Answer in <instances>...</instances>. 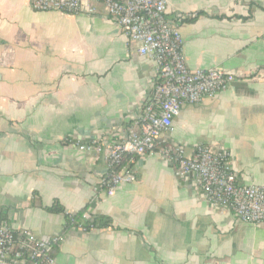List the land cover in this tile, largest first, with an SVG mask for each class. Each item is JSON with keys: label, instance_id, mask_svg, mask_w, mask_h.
<instances>
[{"label": "crops", "instance_id": "0c3cea01", "mask_svg": "<svg viewBox=\"0 0 264 264\" xmlns=\"http://www.w3.org/2000/svg\"><path fill=\"white\" fill-rule=\"evenodd\" d=\"M166 1L170 17H192L180 27L188 67L237 76L185 106L169 139L188 157L198 144L225 147L239 183L264 187V0ZM96 8L70 15L0 0L1 219L17 232L61 236L56 264H264V228L211 207L161 155L130 161L136 182L109 196L106 154L76 147L136 130L154 69ZM84 209L111 226L67 229V215Z\"/></svg>", "mask_w": 264, "mask_h": 264}, {"label": "built area", "instance_id": "2783aa9c", "mask_svg": "<svg viewBox=\"0 0 264 264\" xmlns=\"http://www.w3.org/2000/svg\"><path fill=\"white\" fill-rule=\"evenodd\" d=\"M37 12L90 15L103 5L108 17L128 38L140 57L149 58L154 69L151 83L135 116L136 130H130L108 144L104 139L76 144L79 151L106 154L109 171L102 185L113 196L119 185L134 183L136 173L130 161L147 154H159L175 175L189 180L202 191L214 209H226L236 219L264 228V187L239 183L232 153L223 146L198 144L191 156L168 135L175 119L188 105L215 98L237 80L221 68L188 67L180 27L190 15L169 16L166 0H30ZM84 214V220H90ZM79 228L84 229L82 226ZM85 230V229H84ZM62 237H36L30 231L17 232L0 217V264H56L55 249Z\"/></svg>", "mask_w": 264, "mask_h": 264}, {"label": "trees", "instance_id": "16d2710c", "mask_svg": "<svg viewBox=\"0 0 264 264\" xmlns=\"http://www.w3.org/2000/svg\"><path fill=\"white\" fill-rule=\"evenodd\" d=\"M54 210L58 211V208ZM86 213V209L82 210L76 215H67L68 218V227L67 229L75 226H82L86 231H91L92 229H102L108 228L111 226L110 221L105 217H92L90 220H84V214ZM85 221V222H84Z\"/></svg>", "mask_w": 264, "mask_h": 264}]
</instances>
